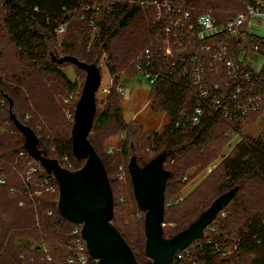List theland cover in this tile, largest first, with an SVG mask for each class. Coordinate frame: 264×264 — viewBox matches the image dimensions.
<instances>
[{
    "label": "rangeland",
    "instance_id": "obj_1",
    "mask_svg": "<svg viewBox=\"0 0 264 264\" xmlns=\"http://www.w3.org/2000/svg\"><path fill=\"white\" fill-rule=\"evenodd\" d=\"M235 10L237 9L233 11ZM4 13V0H0V136L1 141L8 144V147L3 149L8 153L0 152V175H4L9 182L8 186H0V257L3 255L5 259L9 253L12 254L13 264H50L48 262L54 254L64 248L58 236L61 233L55 226L51 228L50 224L47 227L46 221L41 222V216L44 215L48 221H52L45 213L49 207L43 203L52 196L43 190L45 188L34 186L29 195L26 193L34 198L28 205L25 202V194L13 191L12 186L21 180H27L31 168L39 167L40 164L33 158L19 157L24 137L10 120L9 111L11 109L22 122L34 126L42 138H52L63 133L70 135L85 72L71 62L57 65L75 82V89L70 90L61 77L44 70L40 64L21 57L15 44L8 38L2 21ZM145 23L143 20L141 24L131 25L120 31L107 41L104 50L96 51L98 48H94L93 43L97 36V26L90 24L88 19H82L79 10L73 12L63 23L64 30L56 31L51 53L56 56L75 55L88 61L96 60V64H100L101 82L95 93V115L108 107L110 102L117 101L123 120L133 128L129 135L126 128H120L111 122L90 130V136L104 158L116 161L111 165L113 173L110 174L114 185L113 218L117 214L119 223L135 239L134 245L139 259L144 264H150L144 253V212L138 208L135 201L127 165L132 155L143 165L157 153L163 152L151 149L152 144H149L148 136L150 133L161 134L169 116L166 111L151 102L153 90H150V84L132 68L133 53L141 43ZM256 30L264 36V19ZM110 66L114 68L113 71L109 70ZM113 89L118 92L117 96L112 94ZM120 89H124L125 94L121 93ZM9 99L12 100V107ZM226 129L227 126L224 131L221 127H214L204 143L191 145L188 150L177 155L176 159L166 157L164 167L168 169L174 165L171 167L174 174L169 177L165 190V214L162 222L165 236L184 228V224L190 222L207 199L215 195L223 175V159L231 154L239 140L264 132V112L242 122L239 128L241 136L232 131L226 133ZM124 138L129 140L126 157L120 154V142ZM235 193L240 197L241 203L233 207L231 201ZM234 195L225 206L227 212L221 209L222 215L216 216L210 225L212 229L204 230V238L217 240L215 246L219 251L214 264H247L252 256L251 253H239V250L232 249L236 244L237 227L242 225L250 213L264 209V203H261L264 198V180H248ZM29 206H33L32 212H29ZM42 206L46 208L43 210ZM40 209L42 211L38 215ZM32 215L34 224H31ZM36 233L44 234L47 239L39 240L35 236ZM22 234L30 238H17ZM8 238L10 240L7 242ZM224 251L231 253L223 254ZM220 258L225 261L220 262ZM4 263L6 264V261Z\"/></svg>",
    "mask_w": 264,
    "mask_h": 264
},
{
    "label": "built area",
    "instance_id": "obj_2",
    "mask_svg": "<svg viewBox=\"0 0 264 264\" xmlns=\"http://www.w3.org/2000/svg\"><path fill=\"white\" fill-rule=\"evenodd\" d=\"M238 1L241 8L233 13L202 8L193 0H82L74 12L80 10L82 19L96 25L97 34L105 15L139 9L148 40L134 59L138 75L150 87L171 81L189 90L190 102L184 101L174 126L185 132L213 117L226 124V133L241 136L242 122L264 112V36L256 30L264 19V0ZM61 30L63 24L56 29ZM60 163L75 169L72 161ZM39 170L45 171L32 167L27 180ZM46 173L38 176L39 183L58 198L57 182ZM210 225L205 228L212 229ZM80 231L81 225L74 223L67 262L94 264ZM196 247L193 241L178 250L172 264H198Z\"/></svg>",
    "mask_w": 264,
    "mask_h": 264
},
{
    "label": "trees",
    "instance_id": "obj_3",
    "mask_svg": "<svg viewBox=\"0 0 264 264\" xmlns=\"http://www.w3.org/2000/svg\"><path fill=\"white\" fill-rule=\"evenodd\" d=\"M81 1L82 0H4L5 13L2 21L6 28L8 38L15 44L18 49V54L25 59L40 64L44 70L53 72L61 77L67 88L70 90L75 89L76 84L66 76V74L59 68V66H57L60 63H57L51 59V49L52 43L55 40L56 29L60 24L65 23L66 20L69 19V17L73 14L74 9L80 6ZM193 2L202 8L206 7L215 10H224L225 12H230L234 9L241 8V4L238 0H193ZM78 11V9L75 10V12ZM142 22V13L139 11V9L132 7H130L126 12L116 11L110 13L109 15H105L97 23L99 31L97 33L96 40H94L93 43L94 48H98V50L96 51L104 50L107 41L110 38L115 37L120 31L125 30L131 25H138ZM147 40L148 36L146 34V31L144 30L141 43L137 50L133 53L132 57V68L134 69V71L135 56L145 46ZM80 60L86 61L88 63L97 62L96 60L91 59L89 60L92 62L88 61V59ZM113 69L114 68L112 66L109 67V70L113 71ZM150 90H153V98L151 102L161 110L166 111L169 116L168 123L161 134L150 133V135L148 136V142L149 144H152V150L157 152L161 150L167 151L168 158L176 159L177 155L188 150L191 145L204 143L207 140L208 134L212 133L214 127H221V129L224 131V127L226 126V124L213 117L203 120L193 129L187 130L185 132L180 131L174 126V121L182 105L184 104V101L188 103L190 102L189 90H187L182 85L171 81L158 83L152 86ZM112 94H114V96H117L118 92L113 89ZM257 115L258 113H255L250 116H252L251 118H253L257 117ZM111 122L114 123L115 126L126 128L128 134L131 135L133 128L129 127L128 123L123 120L121 116V108L117 101L110 102L108 107H106L101 113L94 115L91 131H93L94 128L96 129V127H103ZM25 124L34 129L39 138L38 147L45 154L51 157H56L61 162L67 160L72 161L74 168H78L82 165L83 160L75 158L72 153L71 133L70 135L63 133L46 139L41 137L40 133L35 130L34 126L29 123ZM90 133L89 138L93 143ZM1 138L2 136H0V152L2 154L8 153L3 151L4 148L8 147V144H4V142L1 141ZM93 145L105 164L111 187L114 190V185L112 183L110 174L113 173L111 171V165L113 166L116 161H113L112 158H104L103 155H101V153L98 151L96 145L94 143ZM21 150L22 153L19 154V157L25 156L28 159L32 158L28 154L24 145L21 146ZM128 150L129 140L124 138L120 142L121 156L126 157L128 155ZM173 166L174 165L169 166L170 168H168L171 170V176H173L174 174V169L171 168ZM39 167L41 166L39 165ZM222 169L223 175L216 187L215 195L213 194L207 199L205 205L201 206L197 210V214L190 220V222H192L200 214V212L208 207L209 204L214 200V198L221 193L234 187L239 190V188H241L248 180L251 179L259 178L264 180V132L255 137L246 136L244 139L239 140L234 145L231 154L223 159ZM42 174L47 175L45 171L39 170L38 173L32 175L31 179L21 180L18 184L12 186L15 193L19 192L20 194H25V202L28 205L34 200L33 197L28 196L29 193L33 190V187L41 186V188H44V186L40 185L38 180V176ZM0 176L4 178V182L0 183V186H8L9 182H7L6 177L4 175ZM50 176L54 180L53 176ZM43 190H45L46 193L52 196V198H50L49 200L46 199L43 201V203H45V205L49 207H47L48 210H46L45 213L52 218V221H48L44 215L41 216V222L46 221L45 225L47 227H49L50 224L51 228L55 226L54 228L61 234L55 231L54 232L59 234L58 236L59 238H61V243L64 246V248L58 251L57 254H54V257L51 258V261L48 263L69 264L67 262V257L72 251L70 231L74 223L65 220L60 215L56 206V193H51L46 189ZM26 193L28 195H26ZM231 202V206L233 207L240 205V197L235 193ZM261 203H264V198L261 199ZM45 208L46 207L42 206L43 210ZM224 208L222 210L226 213L227 209ZM42 209L39 210L38 215L41 214ZM49 210H51V213H48ZM222 210L218 212L217 217L222 215ZM32 211L33 206H29V212ZM31 217L33 218L31 224H34V215H32ZM112 222L117 226V228L129 242L137 255L136 245H134L135 239L130 235V232L123 228V226L119 223L117 214L112 219ZM213 222L214 221H212L211 223ZM187 224L185 223L184 226H186ZM35 236L38 237L39 240L47 239V236H45L44 234L38 235L36 233ZM204 237L205 236L194 240L195 246L197 245V247L194 249V253L198 257V264H214L219 251L215 246L217 240ZM17 238L30 237L22 234ZM235 239V243L237 244V250H239V253L244 252L252 254L247 264H264V209L261 212L256 211L250 213L246 217L242 225L237 227ZM9 240L10 239L8 238L7 242ZM6 252L8 253V251ZM7 255L8 256L5 259H3V255L0 257V264H5V261L6 264H13V261L11 259L12 254L8 253ZM137 258L141 262V264H144L142 263L141 259H139L138 255ZM219 261L223 263L225 259L220 258Z\"/></svg>",
    "mask_w": 264,
    "mask_h": 264
},
{
    "label": "water",
    "instance_id": "obj_4",
    "mask_svg": "<svg viewBox=\"0 0 264 264\" xmlns=\"http://www.w3.org/2000/svg\"><path fill=\"white\" fill-rule=\"evenodd\" d=\"M51 59L57 63L71 62L85 71V80L74 111L71 126L72 153L83 160L80 167L69 169L56 157L45 154L39 138L29 125L20 121L10 109L9 118L24 137L28 154L52 174L58 185L57 209L67 221L81 225V236L94 264H141L133 248L112 222L114 196L105 164L89 138L96 111L95 93L101 82L100 67L74 55ZM10 106L12 107V100ZM168 153L159 152L143 165L135 155L128 161V171L137 206L144 212V253L150 264H172L175 253L201 238L204 228L232 199L236 188L218 195L192 222L165 236V190L170 170L164 167Z\"/></svg>",
    "mask_w": 264,
    "mask_h": 264
},
{
    "label": "bare ground",
    "instance_id": "obj_5",
    "mask_svg": "<svg viewBox=\"0 0 264 264\" xmlns=\"http://www.w3.org/2000/svg\"><path fill=\"white\" fill-rule=\"evenodd\" d=\"M123 181V180H122Z\"/></svg>",
    "mask_w": 264,
    "mask_h": 264
}]
</instances>
